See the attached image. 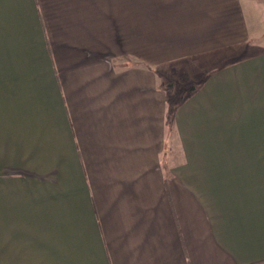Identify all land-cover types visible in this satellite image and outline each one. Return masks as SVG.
I'll return each instance as SVG.
<instances>
[{"label": "crops", "instance_id": "obj_1", "mask_svg": "<svg viewBox=\"0 0 264 264\" xmlns=\"http://www.w3.org/2000/svg\"><path fill=\"white\" fill-rule=\"evenodd\" d=\"M0 264H264V0H0Z\"/></svg>", "mask_w": 264, "mask_h": 264}, {"label": "rangeland", "instance_id": "obj_2", "mask_svg": "<svg viewBox=\"0 0 264 264\" xmlns=\"http://www.w3.org/2000/svg\"><path fill=\"white\" fill-rule=\"evenodd\" d=\"M178 93V92H177ZM177 93L175 94V96H174V99L173 100H177L178 99V95H177Z\"/></svg>", "mask_w": 264, "mask_h": 264}]
</instances>
